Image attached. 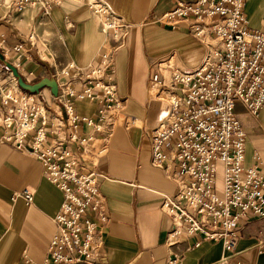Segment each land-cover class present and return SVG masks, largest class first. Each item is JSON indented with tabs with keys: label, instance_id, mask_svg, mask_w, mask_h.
<instances>
[{
	"label": "built area",
	"instance_id": "1",
	"mask_svg": "<svg viewBox=\"0 0 264 264\" xmlns=\"http://www.w3.org/2000/svg\"><path fill=\"white\" fill-rule=\"evenodd\" d=\"M62 1L11 0V5L18 12L35 9L46 18L52 5ZM77 1L88 4L105 35L94 60L86 66H60L53 76L57 95L31 92L17 81L15 88L0 86V144L10 143L36 157L63 192L48 256L42 263L27 259V264H106L102 233L110 217L96 166L114 130L135 123L116 80L118 51L126 46L132 24L106 0ZM245 2L178 1L160 20L173 28L186 24L205 45V57L187 71L158 64L151 80L154 94L167 87L170 105L167 117L152 131V163L170 168L178 187L165 195L162 205L172 218L168 245L192 237H199L196 246L221 242L225 253L214 264H246L233 260L239 221L247 215L264 217V171L245 165L247 133L235 113L237 102L254 115L264 106V31L249 27ZM3 53L6 57L9 52ZM165 68L172 70L168 84ZM77 100L96 103L98 117L80 116ZM51 101L62 108L54 118L49 117ZM83 124L93 132L80 133ZM17 195L31 203L35 191L25 188ZM167 264H183V254L172 251Z\"/></svg>",
	"mask_w": 264,
	"mask_h": 264
},
{
	"label": "crops",
	"instance_id": "2",
	"mask_svg": "<svg viewBox=\"0 0 264 264\" xmlns=\"http://www.w3.org/2000/svg\"><path fill=\"white\" fill-rule=\"evenodd\" d=\"M106 1L132 24L126 46L118 51L116 80L119 96L126 100V113L135 123L114 130L108 151L96 166L110 217L102 233V258L106 264H167L172 251H179L183 264L217 263L225 253L221 242L204 241L196 246L199 237H192L168 245L172 218L162 205L165 195H173L178 187L170 168L152 163L153 128L170 110L167 87L159 95L151 91L155 68L163 63L193 70L206 54L205 45L191 35L186 24L173 28L160 18L178 1L196 0ZM24 11L18 12L11 0H0V86L5 89L15 88L18 82L9 64L26 83L34 84L53 79L56 70L67 63L88 65L104 45L100 23L84 1L53 4L46 18L31 8ZM245 15L251 29L264 31V0H246ZM19 45L22 49L17 51ZM4 51L9 52L6 57ZM171 71L163 69L167 84ZM41 89L53 93L50 87ZM50 109V118L62 112L55 101L50 102ZM76 111L80 116L98 117V106L92 101L77 100ZM235 113L247 133L245 165L264 171V106L254 115L237 102ZM89 132L92 128L83 124L80 133ZM25 188L35 191L31 203L17 195ZM62 201L63 192L46 177L36 157L10 143L0 144V264L45 260L57 232L54 218ZM238 228L233 260L264 264V245H259L264 240V217L247 215Z\"/></svg>",
	"mask_w": 264,
	"mask_h": 264
},
{
	"label": "water",
	"instance_id": "3",
	"mask_svg": "<svg viewBox=\"0 0 264 264\" xmlns=\"http://www.w3.org/2000/svg\"><path fill=\"white\" fill-rule=\"evenodd\" d=\"M9 67L12 69L14 75L18 78L19 85L23 89L29 90L31 92H37L43 87H50L53 94L57 95L58 85H57V82L54 78L53 79L52 78H45V79H42L41 81H39L37 83L30 84V83H26L24 81V79L20 76L17 69L13 65L9 64Z\"/></svg>",
	"mask_w": 264,
	"mask_h": 264
},
{
	"label": "rangeland",
	"instance_id": "4",
	"mask_svg": "<svg viewBox=\"0 0 264 264\" xmlns=\"http://www.w3.org/2000/svg\"><path fill=\"white\" fill-rule=\"evenodd\" d=\"M33 10H35V9H33ZM28 11V9H26L24 12H27Z\"/></svg>",
	"mask_w": 264,
	"mask_h": 264
}]
</instances>
